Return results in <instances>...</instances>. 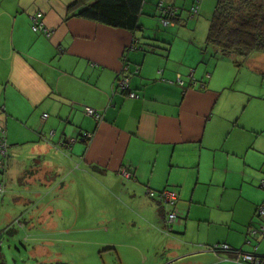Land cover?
I'll list each match as a JSON object with an SVG mask.
<instances>
[{
    "label": "crops",
    "instance_id": "crops-1",
    "mask_svg": "<svg viewBox=\"0 0 264 264\" xmlns=\"http://www.w3.org/2000/svg\"><path fill=\"white\" fill-rule=\"evenodd\" d=\"M73 1L0 0V125L10 148L5 177L11 196L16 199L19 192L32 188L35 174L41 172L46 179L49 171L61 167L72 177L63 190H73L78 179L90 185L97 179L108 192L127 195L125 202L136 207V220L149 229H161V203L149 199L146 191L170 189L177 194L178 216L185 210L189 215L193 208H215L204 221L207 233L220 222L228 229L223 244L245 252L244 246L252 245L248 228L257 221L264 225V218L255 216L264 201L259 186L264 178V110L255 114L246 109L250 98L259 96L264 102V93L242 88L237 96L224 97L225 87L233 89L227 82L230 67L211 51L200 56L184 48L179 60L167 46H149L150 53H144L149 44L137 33L72 16L67 9ZM166 2L175 5L173 0ZM36 14L48 36L32 30ZM132 45L137 48L130 50ZM123 58L130 71L138 66L129 81L138 95L134 98L116 83ZM258 67L263 70L262 53H255L249 63V68ZM253 71L238 78L246 81L244 87L255 86ZM85 107L96 110L100 118L87 116ZM85 134L91 137L85 139ZM92 166L103 171L96 173ZM119 169H129L132 179L127 182ZM51 185L44 180L43 188ZM6 217L14 225L22 224L10 211ZM23 228L21 237H28L21 240L37 242L31 257L46 254L47 236L37 240L31 224ZM4 230L0 235L15 232L11 227ZM63 230L67 233L70 227ZM257 246L251 253L264 258V251L256 254ZM207 251L217 264H243L226 251ZM5 263L4 258L1 264Z\"/></svg>",
    "mask_w": 264,
    "mask_h": 264
},
{
    "label": "rangeland",
    "instance_id": "rangeland-1",
    "mask_svg": "<svg viewBox=\"0 0 264 264\" xmlns=\"http://www.w3.org/2000/svg\"><path fill=\"white\" fill-rule=\"evenodd\" d=\"M156 1L159 0L151 3L145 0L140 16L141 30L137 35L149 44L144 53H150V47L167 46L173 48L172 56L179 57L178 60L182 59L180 56H183L184 48H193L199 51L200 56L203 55L200 50L205 47L207 28L216 0H200L198 4L196 0H173L180 20L169 26L162 23L161 8L156 7ZM166 1L164 3H168ZM164 5L168 7L171 4ZM193 5H197L198 12L194 18H190V7ZM253 56L255 54L248 57L239 68L235 67L233 57H217L230 67L231 74L227 82L234 89L225 87L224 97L237 96V91L242 88H249L258 95L264 93V67L263 73L259 67L249 68ZM247 70H254L250 73L254 87H244L246 81L243 79L238 81ZM248 103L246 111L250 109L258 114L264 110V102L259 96L250 98ZM63 161L66 160H59L61 163ZM68 172L60 167V171H49L46 179L42 178L41 172L35 174L30 184L33 187L19 192L16 199L11 196V184L4 175V183L8 187L3 196V205L0 206V230L11 227L15 232L13 236L8 233L0 235V264L4 258L5 264H217L207 249L223 244L222 237L228 229L220 222H214L207 233L204 221L209 218L210 212L217 211L215 208H193L189 215L185 210L178 216L176 204L168 206L167 210L174 211L177 220L173 227L174 234L167 235L161 229H149L143 222L136 220L132 213L136 207L125 202L124 197L127 195L122 196L118 191L108 192L102 186L103 182L102 185L96 184L97 179L95 185L85 184L78 179V185L75 184L73 190H63L62 185L69 184L72 178ZM44 180L52 182L50 189L43 188ZM49 199H52L49 203L51 207L44 210ZM6 210L14 214V218H19L22 224L11 223L6 217L9 216V211L5 214ZM178 223L182 225L180 230L175 228ZM25 224H31L35 229V235L32 233L30 237L33 235L39 240L44 235L49 239L47 253L43 256L36 259L31 257L30 250L37 242L23 241L28 237V234L21 237ZM67 227H70V231L66 233L63 229ZM52 229L55 230L50 231ZM250 241L252 245H245V252H251L254 245H258L256 254L264 251L263 239L250 238Z\"/></svg>",
    "mask_w": 264,
    "mask_h": 264
},
{
    "label": "trees",
    "instance_id": "trees-1",
    "mask_svg": "<svg viewBox=\"0 0 264 264\" xmlns=\"http://www.w3.org/2000/svg\"><path fill=\"white\" fill-rule=\"evenodd\" d=\"M144 2L145 0H74L71 4H69L67 10L72 11V16L78 18L89 20L104 26L137 33L141 30L140 16L142 15V10L144 8L143 5L145 4ZM198 3L199 0H196V4ZM163 5L164 3L162 1L157 2L156 4V7L158 6V8H161V21H166L169 26L170 24L180 20L179 16L176 14L174 5H168V7ZM195 6L197 5H193L190 10L192 16L198 12L197 7V11L192 13V8ZM165 10H167V13ZM204 45L205 47L204 50H202V53L209 50L211 51V56L214 58L233 57L235 67L237 68L244 65L246 59L252 54H264V0H216L207 28ZM136 48L137 47L135 45H132L130 50H134ZM122 62V68L120 73L117 75L116 83L118 81L120 82V79L126 80V86L123 91L127 92V96L132 93L138 96L129 88L130 76L138 72V66L135 65V70L130 71V63L126 60V58H123ZM0 130H4V137L6 141L5 128L0 125ZM84 138L88 139L87 137ZM6 144L8 147L6 155V168H4L3 171L0 170V181L3 182L5 186L6 183H4V175L7 172V159L9 157L10 149L7 141ZM68 144L70 143L68 142ZM124 168H126V166ZM91 169L96 173H101L103 171V169L97 166H92ZM124 170L129 172L131 175V177L127 180H131L133 173H131L129 169ZM122 171L119 169L120 176H122ZM162 191L155 192L159 193ZM151 198L156 199L161 203V209L159 210V212L163 214L161 230L167 235L170 233L174 234L173 227L176 224L177 218L175 222L169 226V230L166 229L165 221L171 211L167 210L168 205L164 204L159 199L150 197V199ZM9 228L10 227H6L4 231L7 232ZM230 250L232 252L234 251V254L237 252V250Z\"/></svg>",
    "mask_w": 264,
    "mask_h": 264
},
{
    "label": "built area",
    "instance_id": "built-area-1",
    "mask_svg": "<svg viewBox=\"0 0 264 264\" xmlns=\"http://www.w3.org/2000/svg\"><path fill=\"white\" fill-rule=\"evenodd\" d=\"M197 11V6L192 8V13H195ZM165 12L167 13V10H165ZM40 14H36L33 17V22H32V30L35 31H41L43 32L45 35H49V31L44 27V24L42 21H40L39 19ZM162 23L164 25H168V23L166 21H162ZM119 82V81H118ZM117 82V84H118ZM126 80L124 79H120V82L118 84V86H120L121 90L125 89L126 86ZM179 84L181 85L182 82L180 81ZM128 97L130 98H134L137 97L135 94H130L128 95ZM84 113L87 116L93 117L95 119H99L100 118V114H98V112H96L94 109L86 107L84 108ZM47 114L43 115V118H46ZM84 137L90 138L91 135L90 134H86L84 135ZM72 142H74V140H72ZM7 144L5 141V137H4V130H0V170L3 171L4 168H6V155H7ZM122 177L125 179H129L131 177L130 173L123 170L122 171ZM259 186L264 189V178H262L259 182ZM5 191V185L3 184V182L0 181V199L2 198L3 194ZM147 195L149 197H153V198H157L160 201H162L164 204L168 205V206H172L175 205V202L177 200V194L174 191H170V190H164L162 192L156 193L153 190L147 189L146 191ZM255 216L256 219H263L264 218V201L259 204L256 208L255 211ZM177 218V215L174 211H171L169 213V215L166 218L165 221V227L166 229L169 230V226L175 222ZM253 225H251L247 231V235L251 238H254L255 240H260V239H264V225L257 221L256 223H252ZM1 245V243H0ZM257 247L254 248V250ZM231 248L226 245V244H221V245H216L213 246L212 248H210V250L213 253L218 254L221 251H226L227 253H230V255H233V258L240 263L243 264H264V258L262 257H257L255 256L254 253L251 252H236L235 254L230 250ZM254 252V251H253Z\"/></svg>",
    "mask_w": 264,
    "mask_h": 264
}]
</instances>
